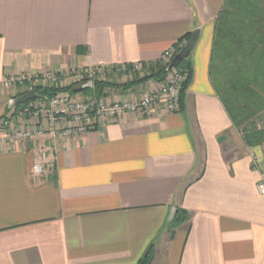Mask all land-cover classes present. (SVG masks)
I'll list each match as a JSON object with an SVG mask.
<instances>
[{"label":"crops","instance_id":"obj_1","mask_svg":"<svg viewBox=\"0 0 264 264\" xmlns=\"http://www.w3.org/2000/svg\"><path fill=\"white\" fill-rule=\"evenodd\" d=\"M223 5L0 0V117L29 88L5 87L7 75L155 63L199 30L179 111L124 112L35 145L0 144V264H136L149 246L150 264H264V142H244L209 75ZM40 146L54 167L35 176ZM174 208L187 219L168 229Z\"/></svg>","mask_w":264,"mask_h":264},{"label":"trees","instance_id":"obj_2","mask_svg":"<svg viewBox=\"0 0 264 264\" xmlns=\"http://www.w3.org/2000/svg\"><path fill=\"white\" fill-rule=\"evenodd\" d=\"M189 37L190 33H187L183 38ZM181 47L182 45L176 46L175 53ZM143 66L148 74L126 85L106 79H94L92 87H86L82 82H74L65 87H35L33 90L42 96L60 90L76 93L91 89L97 98H101L107 89L122 86L125 90L130 89L134 84H141L150 78L161 80L167 73L161 60L143 63ZM176 68L187 73L179 92L181 104L191 79L189 57L182 60ZM209 75L215 93L223 103L232 124L240 130L244 142L248 146L262 144L264 128L257 127L255 119L264 111V0H224L214 24ZM186 219L187 212L175 208L167 228L172 229ZM151 252L152 247L149 246L136 264H150Z\"/></svg>","mask_w":264,"mask_h":264},{"label":"built area","instance_id":"obj_3","mask_svg":"<svg viewBox=\"0 0 264 264\" xmlns=\"http://www.w3.org/2000/svg\"><path fill=\"white\" fill-rule=\"evenodd\" d=\"M174 54L175 47L163 51L161 62L166 67V75L156 82L157 86L144 90L139 96L108 101L107 98L97 99L93 95L78 98L75 93L60 90L50 95H38L26 103L7 108L9 110L6 114L0 117V144L22 145L31 141L35 145V139L46 133L83 132L94 128L102 119H114L124 112L150 116L158 106H162L169 113L179 111V92L187 73L176 67H169ZM145 69L143 63L135 62L130 64V67L123 65L117 70L123 73H140ZM104 71L108 69L92 67L82 71L70 69L66 73L52 70L31 75L18 73L5 76L2 82L5 87L27 84L32 89L63 87L64 81H70V84L82 82L83 85L91 82L93 86L94 79H106L107 73ZM50 152L47 147L38 148L36 159L31 166L33 175L39 176L54 167V159L49 158ZM256 187L264 194V177L257 182Z\"/></svg>","mask_w":264,"mask_h":264},{"label":"rangeland","instance_id":"obj_4","mask_svg":"<svg viewBox=\"0 0 264 264\" xmlns=\"http://www.w3.org/2000/svg\"><path fill=\"white\" fill-rule=\"evenodd\" d=\"M106 74L105 78L109 81H113L115 83H119V84H122V85H126L127 83L131 82V81H134L136 79H138L139 77H142L144 75H147L148 74V71L145 70V71H141L140 73H134V72H126V73H123L121 71H118V70H112V69H108V71H104ZM157 81L159 80H156V79H153V78H150L148 80H146L145 82H142L141 84H138V85H133L130 87V89L127 91V89H123L122 87H113L111 89H107L105 91V94L103 95V97L101 98H107L109 99L108 101H111L112 99H115V98H120L121 96V92L124 91L126 94L130 95V93L132 92H135L134 96H139L141 93L140 89H139V86L145 84V83H148L150 82V84L147 86L146 85V89L145 90H148V89H151L152 87H155L157 86ZM64 84V83H63ZM66 85L64 84L63 87H65ZM138 88H136V87ZM88 91L86 92H76L75 94L77 95L78 98H83L85 95H93L94 97H96V94L91 91V89H87ZM97 98V97H96ZM99 99V98H97ZM9 109H7L8 111ZM263 117H258L257 119H255V122L257 123H260L261 125H264V119H262Z\"/></svg>","mask_w":264,"mask_h":264},{"label":"water","instance_id":"obj_5","mask_svg":"<svg viewBox=\"0 0 264 264\" xmlns=\"http://www.w3.org/2000/svg\"><path fill=\"white\" fill-rule=\"evenodd\" d=\"M198 34H199V30L198 29H194L190 32V37L189 39H187L185 41V43L182 45V47L180 48V50L175 53L169 63V67H176L177 65H179V63L188 58L190 55V52L192 50V48L194 47L197 39H198ZM84 86L86 87H92V83L89 82L87 84H85ZM38 95L34 92V90L32 88H29L26 92H24L23 94L17 96V97H12L7 104V108H11V106L13 105H17V104H23L26 103L27 101L36 98ZM175 212V208L173 209V212L171 213V215L169 216L167 222H166V226L168 225V223L170 222V220L172 219L173 215Z\"/></svg>","mask_w":264,"mask_h":264}]
</instances>
